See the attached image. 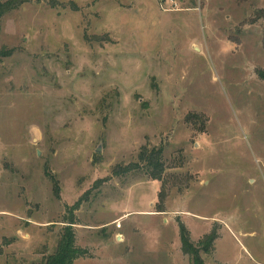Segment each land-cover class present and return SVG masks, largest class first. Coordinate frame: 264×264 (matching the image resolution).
Returning a JSON list of instances; mask_svg holds the SVG:
<instances>
[{
  "label": "rangeland",
  "instance_id": "1",
  "mask_svg": "<svg viewBox=\"0 0 264 264\" xmlns=\"http://www.w3.org/2000/svg\"><path fill=\"white\" fill-rule=\"evenodd\" d=\"M170 1L2 18L0 264L41 261L71 216L75 264H192L179 223L216 236L206 264H264V0ZM142 144L163 182L120 167Z\"/></svg>",
  "mask_w": 264,
  "mask_h": 264
},
{
  "label": "trees",
  "instance_id": "2",
  "mask_svg": "<svg viewBox=\"0 0 264 264\" xmlns=\"http://www.w3.org/2000/svg\"><path fill=\"white\" fill-rule=\"evenodd\" d=\"M25 0H0V29L2 25V18L7 12L15 9L19 4H22ZM12 52V48H6L0 46V58L8 57ZM263 73H259L262 75ZM264 78V77H263ZM119 167V165L117 166ZM116 168L113 172H116ZM122 169H138L141 167L143 173L152 179H158L163 182L165 175V160H163V148L161 146H149L142 144L137 153L136 162L120 166ZM45 174L53 182L54 193L57 194L58 184L54 175L48 172L47 167L44 168ZM79 204L77 200L70 210L76 209ZM159 211L164 210L162 208L157 209ZM63 229L59 235L58 245L54 252L47 254L41 261L33 264H75V260L78 256H90L87 249L76 244L75 241V224L74 217L63 220ZM179 238L181 242V250L184 254L190 256L192 264H206L201 257V252H210L213 249V242L216 239L215 235L208 236L203 235L202 239L195 244L189 237V230L183 223H179ZM208 240H205L207 239Z\"/></svg>",
  "mask_w": 264,
  "mask_h": 264
},
{
  "label": "built area",
  "instance_id": "3",
  "mask_svg": "<svg viewBox=\"0 0 264 264\" xmlns=\"http://www.w3.org/2000/svg\"><path fill=\"white\" fill-rule=\"evenodd\" d=\"M159 1L162 2V3H165V2H164L165 0H159ZM169 2H172V1L169 0ZM161 7H162V6H161ZM162 8L164 9V7H162ZM168 9H169V8H168ZM170 9H175V6H172V8H170Z\"/></svg>",
  "mask_w": 264,
  "mask_h": 264
}]
</instances>
